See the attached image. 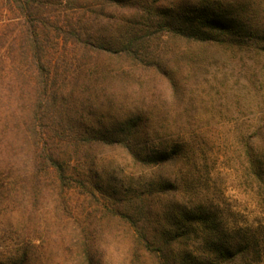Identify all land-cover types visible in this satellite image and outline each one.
I'll return each mask as SVG.
<instances>
[{
	"label": "trees",
	"instance_id": "obj_1",
	"mask_svg": "<svg viewBox=\"0 0 264 264\" xmlns=\"http://www.w3.org/2000/svg\"><path fill=\"white\" fill-rule=\"evenodd\" d=\"M58 5L63 10L76 7V15L63 11V22L59 15L52 18L49 11ZM263 6L264 0H0V10L9 14L0 26L1 188L23 204L31 225L40 222L32 211L42 199L54 198L61 213L55 221L45 220V237L59 248L65 244L73 260L56 264H107L101 225L83 219L75 221L74 228L67 223L72 189H83L85 200L96 197L80 167L91 149L123 147L136 162L157 169L189 161L188 144L157 142L150 134L154 107L147 94L157 86L152 76L166 81L170 109L176 103L185 107V79L177 74V62L171 63L173 53L182 52L177 42H184L187 52L204 45L236 44L264 54V25L255 15ZM126 106L131 107L126 114H116ZM93 113H110L111 123H97ZM241 143L244 182L264 199L262 117ZM158 181L132 197H119L113 189L101 192L105 211L119 224L133 226L128 234L135 257L140 251L152 257L130 264L261 260L264 222L231 223L224 212L202 202H180L160 212L154 207L155 194L188 193L189 187ZM194 240L201 242L197 251ZM31 244L0 264L53 262L40 261L37 245Z\"/></svg>",
	"mask_w": 264,
	"mask_h": 264
},
{
	"label": "rangeland",
	"instance_id": "obj_2",
	"mask_svg": "<svg viewBox=\"0 0 264 264\" xmlns=\"http://www.w3.org/2000/svg\"><path fill=\"white\" fill-rule=\"evenodd\" d=\"M74 8L63 10L58 5L50 9L49 13L52 18L53 15H59V20L63 22L61 13L64 11L76 15L77 10ZM261 8L256 10L255 15L264 25V6ZM8 15L0 10V26L7 23ZM177 45L182 52L173 53L171 63L177 62V74L185 79L186 105L184 107L176 103L170 109L166 81L152 76L157 86L147 94V102L154 107L151 118L155 128L151 127L149 131L157 142H185L192 149V158L157 169L136 162L123 147H93L87 161L80 163V167L96 197H87L85 200L81 188L72 189L68 194L71 214L65 213L67 223L70 228H74L75 221L83 219L101 225L104 234L103 261L107 264L152 261V257L142 251L135 257V246L128 234L134 228L124 222L119 224L105 211L101 192L105 193L106 189L115 190L122 198L132 197L139 195L153 180L159 185V179H169L180 185V188L188 185L189 191L155 194L154 207L160 212L180 202L188 205L202 202L211 205L216 212H224L231 223L264 222V199L244 182V163L240 156L242 139L255 130L261 117L264 120V54L236 44L204 45L189 48L188 52L184 50L187 48L184 42L178 41ZM54 55H58V52ZM133 97L126 101L129 106H132ZM129 106L118 108L116 114L123 116L128 112L127 108H131ZM93 114L97 123L99 120L107 122V125L111 123L110 113L103 117L99 113ZM146 143L149 146L156 142ZM0 171H4L1 164ZM139 202V205L144 204L141 200ZM25 204L32 211L30 201ZM55 204L54 198L42 199L37 210L32 211V215L38 216L40 222L31 225L23 204L15 202L7 192L3 193L0 183V261L7 260L29 242L37 245L40 261L47 259L53 261L51 264L73 261L65 244L59 248L45 237V220L55 221L61 213ZM70 228L69 231H72ZM47 241L50 243L46 244ZM194 241L192 248L197 251L201 242ZM254 264H264V255Z\"/></svg>",
	"mask_w": 264,
	"mask_h": 264
}]
</instances>
